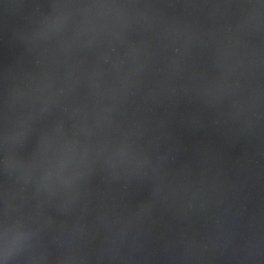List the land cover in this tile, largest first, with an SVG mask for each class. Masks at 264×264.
<instances>
[{"label":"water","instance_id":"95a60500","mask_svg":"<svg viewBox=\"0 0 264 264\" xmlns=\"http://www.w3.org/2000/svg\"><path fill=\"white\" fill-rule=\"evenodd\" d=\"M0 264H264V0H0Z\"/></svg>","mask_w":264,"mask_h":264}]
</instances>
